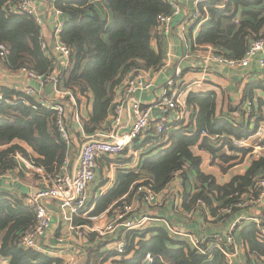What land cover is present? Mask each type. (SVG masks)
<instances>
[{
	"label": "trees",
	"instance_id": "trees-1",
	"mask_svg": "<svg viewBox=\"0 0 264 264\" xmlns=\"http://www.w3.org/2000/svg\"><path fill=\"white\" fill-rule=\"evenodd\" d=\"M16 1L0 0V44L9 49L0 61L12 70L26 68L45 75L50 71L51 59L41 50L40 27L31 15L8 10L7 7ZM103 2L110 12V21L104 17L97 0L55 2L56 8L67 18L59 38L71 48L70 65L62 76V87L71 91L76 104L80 97H92L91 111L83 125L86 134L97 131L112 113L113 90L119 87L128 72L156 70L161 66L160 42L156 50L151 41L158 25V15L171 12L170 4L165 0ZM199 10L206 20L193 44L210 46L216 55L240 59L252 42L264 36V0H209L200 4ZM254 89L264 91V80L247 87V95L243 98L245 102L254 99ZM211 95L188 96L187 105L195 103L200 108L194 130H189L190 125L170 129L164 145L153 144L154 147L143 154L136 171L133 168H117L112 188L81 211L94 205L89 216L103 212L111 216L115 211L122 210L124 203L131 202L133 193L141 184L150 185L157 194L169 185L176 174L184 183L192 181L190 190H184L182 194L184 209H191L197 201H202L210 214L222 221L248 210L249 207L238 208L235 204L242 195L245 198L256 197L254 178L264 177V158L250 161L244 174L232 177L227 183L217 184L212 175L201 172V158L192 149L198 144L201 150L211 155L212 163L217 162L221 171L225 172L242 162L251 150L235 147L231 138L250 137L263 117L252 101L249 119L256 118L254 125H235V122L224 118L211 121L216 107L214 99H210ZM0 96V146H6L0 152V174L18 166L16 155L43 168L44 173L59 172L66 157L67 145L58 132L55 113L40 106L33 108L34 98L18 89L0 86ZM256 104L261 106L264 101L258 99ZM203 111L207 114L203 115ZM202 131H206L207 135L202 136ZM16 141L25 142L39 157L34 158ZM148 142L144 141L140 148ZM261 145L264 146V139ZM134 148L139 147L134 145ZM126 154L127 150L113 162L128 165L131 157H124ZM138 196L141 197V194ZM24 199L25 195L14 197L7 191H0L1 259H6L8 264H62L60 258L19 245L20 237L34 225L36 218ZM73 223L91 225V221H77L76 217ZM259 232V224L254 222L240 230L247 253L256 259L264 258V239L259 238ZM123 234L120 228L119 238ZM86 237L96 242L86 249L85 264H104L109 259L112 264H143L147 253L154 257L152 264H228L219 250L213 249L204 254L187 241L169 235L163 225L126 232L128 242L120 259L112 258L118 255L115 251L104 249L116 238L110 237L108 241L95 231L86 233Z\"/></svg>",
	"mask_w": 264,
	"mask_h": 264
},
{
	"label": "crops",
	"instance_id": "crops-1",
	"mask_svg": "<svg viewBox=\"0 0 264 264\" xmlns=\"http://www.w3.org/2000/svg\"><path fill=\"white\" fill-rule=\"evenodd\" d=\"M176 1L181 6V12L172 16L170 22L171 32L167 35H161L156 31L153 34V40L151 41L153 47L156 50L158 49V41L161 45V66L158 71H153V69L143 70L145 72V78L152 81V87L148 91L139 93V99L145 105L152 103L155 97L160 93L166 79L173 75L175 71H179L181 73L180 82L184 84V89H186L183 95L186 102L189 95L203 96L212 94L210 99H214L216 107L214 113L211 115V121L224 118L235 122V125L239 123H243L244 125H254L256 118H252L251 120L249 119L250 108L247 109L246 102L243 98L247 95L246 90L249 85L257 82L259 83L264 80V70L258 65V59L263 54L258 52L246 68L231 69L224 65L217 64L211 59V53L213 50L210 46H197L193 44V40L202 25H197L196 22L187 24V20L191 17L192 12L195 9L193 0ZM34 2L43 21L41 26L42 38L50 43L52 41V30L55 25V19L61 20L64 25L67 18L63 15L59 17L54 15L53 11L56 8V1L54 0H34ZM97 2L100 3L101 11L104 17L110 21V12L105 6L103 0H97ZM158 37L159 39H157ZM69 65L70 60L68 65L63 67V75L68 70ZM130 72H128L125 77ZM0 86L18 90L24 86H31L35 88L38 93L36 95L37 97H35L36 100L39 98L43 100H54L58 103L62 102V104L64 103L66 105L67 113L65 114V121L69 127L71 138L69 143L65 142L67 145L66 159L70 163L71 167V164L74 163L80 144V137L82 135L79 123L80 125H84V121L88 120L92 106V97L89 96L88 99L80 97L79 103L74 106L68 100V96H63L61 93L56 92L52 83L41 85L37 80L30 78L20 69H9L2 61H0ZM59 90L64 91L62 83L59 85ZM253 93L254 99H252V101L255 104V108L260 111V114H262L263 120L261 122H264V104L261 106L256 104L258 99L264 101V91L261 89H254ZM120 94L119 86L113 90V105L119 100ZM194 96L193 98L195 99ZM187 109L188 113L185 119V125H190L189 130L192 131L194 130V126L197 121V115L200 113V108L194 103V105H187ZM192 111L193 114L191 115ZM74 112L78 114L80 119L79 122H75L73 119L72 115ZM206 114L207 111H203V115ZM112 116V113H110L107 119L100 124L98 131L108 132L111 130L113 125ZM16 142L24 147L34 158L39 157V155L34 153L25 142ZM140 145L141 144L137 145V147L140 148ZM5 147L6 146H0V152L5 149ZM151 147H154V145L152 144V146L149 145L147 147L143 146L140 149L138 148L139 153L136 156H129L131 157V162L128 163L129 167L125 166L123 169L133 168L136 171L144 157L143 154ZM192 150L195 155L201 158L199 166L201 172L206 175H212L217 184L227 183L232 177L244 174L250 164L249 156L246 155L242 162L234 164L225 172H222L218 163H212L211 155L207 151L201 150L198 147V144L195 145ZM126 155L128 156V154ZM15 159L18 166L14 169L1 172L0 174V191H7L14 197L25 195L24 201L26 202V197L28 195L47 185L48 180H45L44 177L47 178L48 174L44 173L43 168L33 164L31 161H29V167L31 170L24 169V166L20 162L22 160L19 161L18 158ZM119 169L122 168L119 167ZM116 170L118 169L116 168ZM97 172L99 173L98 169ZM115 176L116 173L111 177L108 176V179L104 182L98 181V183L92 185L95 180L94 179L92 183L88 185V189L86 191V205L92 203L94 199L96 200L112 188L115 184ZM191 185V180L184 183L180 175L176 174L169 185L163 191L157 193L158 201L159 198L162 199L164 196V199H162L161 202L157 201L155 204H149L142 197L132 196L131 202L137 206H134L137 210L135 216L140 217L147 215L150 218L143 228L163 225L167 231H169L167 228L168 224L170 226L178 227L187 232V234L196 238L205 239L214 235L227 233L230 231L235 220L238 217H243V221H240V223H238L233 229L237 253L233 257L232 262L233 264H264V258L256 259L253 255L247 253L248 249L245 247L240 236V230L243 227L251 222L256 223V220L253 219L255 217L258 218L257 224H259V226L263 224L261 227L264 228V208L262 206L251 207L248 210H244L247 212L242 211L243 214H239L236 217L222 221L217 216H212L209 210H207L205 206L198 204V202L196 203V206L191 209H184L182 207L183 191L190 190ZM171 186H174L172 192L176 194V196L174 197V195H172L170 198V196L166 194ZM48 205L51 211L54 229L52 234L42 239L41 243L45 247V254L60 258L62 262L68 259H74L75 264H85L86 249L96 242V240L95 242H92L86 237V234L84 235V232L89 233L91 231L82 229V234L79 235L77 229L74 230L71 228V225L74 224L73 222L70 224L69 221H63L62 211L56 201H52ZM93 206L94 205H91V208L85 211L90 212ZM103 213L107 214L106 212ZM76 219L78 221L79 218L76 217ZM107 219L108 217L106 215L104 218H99L94 221L95 224L92 222L91 225H93V231L97 232L102 239H107L108 241L110 240V237L118 239L120 237V229H116L113 233H110L108 231H98L96 228L97 226L104 228V225L107 223ZM58 228L59 231H56ZM60 232H63V234L60 235ZM58 237H64L65 241L59 243L57 239ZM181 239L187 241L191 247L196 248L190 244L188 239ZM113 242L114 241H110L107 243L104 249L114 251ZM208 245L203 243L199 248L207 249L209 247ZM112 258L120 259V256L116 255ZM111 261L112 260L109 259L104 264H112Z\"/></svg>",
	"mask_w": 264,
	"mask_h": 264
},
{
	"label": "built area",
	"instance_id": "built-area-1",
	"mask_svg": "<svg viewBox=\"0 0 264 264\" xmlns=\"http://www.w3.org/2000/svg\"><path fill=\"white\" fill-rule=\"evenodd\" d=\"M165 1L170 4L171 12L168 14H160L157 17L158 25L156 31L161 35H167L171 32V18L173 15L181 12V6L176 0ZM207 1L209 0H193L195 9L191 17L187 20V24L196 22L197 25H201L206 20V17L200 13L199 5ZM7 8L12 12L29 14L35 19L36 24L40 27L41 50L51 59L50 71L45 75L36 74L26 68H21L20 70L30 78L37 80L41 85L52 83L57 93L68 96L70 103L74 106L77 105L71 91L66 89L64 91L59 90L63 67L68 65L71 54V48L61 42L59 38L64 26L63 22L55 19V25L52 30V41L48 43L41 35L43 21L34 0H17ZM53 13L56 17L63 15L62 11L57 8L54 9ZM8 52V47L5 44H0V58L3 59L6 57ZM258 52L263 54L258 59V65L264 70V36L252 42L245 55L240 59L216 55L213 51L211 53V59L219 65H224L231 69H241L248 67ZM159 69L160 67L153 71H158ZM180 76L181 73L175 71L173 75L166 79L160 93L152 103L145 105L139 99L138 94L148 91L152 87V81L145 78V72L143 70L131 71L123 78L119 85L121 94L119 100L113 105V125L111 130L108 132L97 130L92 134L86 135L83 131V125L79 123L82 135L74 163L70 167V163L65 157L59 172L48 174L47 185L28 195L26 202L24 201L26 205L33 209L36 218L34 225L20 237V246L25 249H33L45 253V247L41 243L42 239L52 234L54 229L48 204L56 201L62 211L63 221H69L70 224H72L75 217L87 219L92 224V222L99 218H104L107 215L108 220L111 222L106 230L113 233L116 229L122 228L124 232L121 238L113 242V250L119 256L125 251L128 242L125 233L130 230L142 229L150 218L147 215L135 216L137 210L132 202L124 203L122 210L115 211L111 216L105 213L89 216V211H81L86 205V191L88 185L96 177L97 163L100 159L120 156L125 150H127L128 156H136L140 148H134V145L137 146L147 140L149 142L144 144L146 147L152 144L164 145L170 129L186 127L185 119L188 109L183 97L186 89H184V84L180 82ZM19 90L34 99L38 94L36 89L31 86H24ZM251 103V100L246 101L247 109L250 108ZM37 106L55 113L58 132L63 141L69 143L71 138L69 127L65 121V114L67 113L66 105L64 103L62 104V102L58 103L54 100H43L39 98L38 100L35 99L32 103L33 108H37ZM72 117L75 122H79L80 119L76 112H74ZM201 135L206 136L207 132L202 131ZM212 138L217 139L218 137ZM263 139L264 122H261L255 133L250 137L231 138V141L237 148H250L251 150L247 155L249 156V160L252 161L261 157L264 158V146L261 145ZM16 158H18V155H16ZM19 158L23 161V158ZM254 189L257 192L256 197L245 198L242 195L235 206L238 208L262 206L264 208V177L254 178ZM139 194L149 204H155L158 201L157 194L153 192L150 185L141 184L138 186L133 196L139 197ZM197 202L205 206L202 201ZM253 219L258 223L257 217ZM240 221H243V217H238L227 233L214 235L205 239L196 238L180 228L168 224L167 228L170 235L188 239L190 244L205 254H209L213 249L219 250L225 256L227 263L233 264L232 259L237 253L233 229ZM71 228L74 230L77 229L79 235L82 234V229L91 232L94 230L93 225L86 224H72ZM259 238L264 239V228L260 230ZM57 239L59 243L65 241L64 237H58ZM203 243L209 244V247L207 249L199 248ZM153 258L150 253H147L144 257L143 264H152ZM0 264H8V261L6 259H0ZM62 264H75V260L68 259Z\"/></svg>",
	"mask_w": 264,
	"mask_h": 264
},
{
	"label": "rangeland",
	"instance_id": "rangeland-1",
	"mask_svg": "<svg viewBox=\"0 0 264 264\" xmlns=\"http://www.w3.org/2000/svg\"><path fill=\"white\" fill-rule=\"evenodd\" d=\"M156 152V151H155ZM19 157H21L20 155H18V159H19V161H20V158ZM121 157V155L120 156H113V157H110V158H103V159H100L99 161H98V170H99V173L97 172V174H96V178H95V180H94V182H93V184L92 185H94V184H96V183H98V181H102V182H104L105 180H107L108 179V176H112L113 174L115 175V173H116V168H119V167H121V168H123V167H125V166H128L129 167V164L128 165H123V166H121L120 164L118 165V164H116V163H114L113 162V160L114 159H118V158H120ZM124 157H129V156H124ZM21 159H22V157H21ZM23 161L24 162H22V161H20L21 163H22V165L24 166V169H30L31 170V168L29 167V164H30V162L29 161H27V160H25V159H23ZM96 169V170H97ZM44 179L45 180H47V178L46 177H44ZM92 183V182H91ZM45 185V184H44ZM173 187L174 186H171V188L168 190V193L166 194V195H169L170 196V198H171V196L172 195H174V197L176 196V194H174L172 191V189H173ZM165 195V196H166ZM162 199H164V196L162 197ZM162 199H160L159 198V201L158 202H161L162 201ZM133 205L135 206V207H137L134 203H133ZM134 208V207H133ZM207 208V207H206ZM135 211V210H134ZM79 219H81V218H79ZM107 221V223H106V225H104V228L103 227H99V226H97L96 227V225H95V227L98 229V231H102V232H106L107 230V226L110 224V220H106ZM94 224H95V222H94ZM113 224H117V223H113ZM260 227V230L262 229V227L261 226H259ZM60 230H61V228H60ZM63 234V232L61 233L60 232V235H62ZM86 234V232H84V235Z\"/></svg>",
	"mask_w": 264,
	"mask_h": 264
}]
</instances>
